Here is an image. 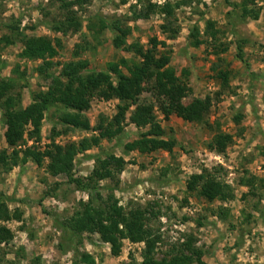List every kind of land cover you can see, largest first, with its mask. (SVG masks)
Here are the masks:
<instances>
[{"label":"rangeland","instance_id":"rangeland-1","mask_svg":"<svg viewBox=\"0 0 264 264\" xmlns=\"http://www.w3.org/2000/svg\"><path fill=\"white\" fill-rule=\"evenodd\" d=\"M165 1L184 2L177 11L181 32L175 40L167 41L171 49V66L183 82L182 101L188 104L195 99L210 100V123H219L225 133L231 134L233 145L225 155H219L207 147L214 137L213 131L185 122L176 115L164 121L158 114L166 138L178 141L173 155L163 151L151 155L125 153V144L139 139L141 134V130L128 121L121 136L111 141L102 140L100 148L79 155L74 175L86 177L94 167L93 157L97 153L123 157L128 163L121 175V184L115 190L116 198L124 207H152L155 214L159 213L150 222L151 228L161 237L156 252L158 259L169 256L186 236L193 235L197 239L196 246L204 253L205 264H264V200L260 202L259 197L249 194V188L238 184L246 172L264 176V12L258 21L238 25L240 37L250 40L244 48L243 62L236 56L237 39L230 32L226 34L224 42L230 45L221 57V66L230 72V81L228 87L223 88L212 69L213 64L219 63L218 58L210 55L205 46L192 48L188 36L195 26L203 31L209 20L229 31L227 14L231 8L225 0H152L160 5ZM258 4L262 6V0H258ZM61 5L60 0H0V57L7 64L3 77L12 76L17 66L21 72L26 70L29 88L23 90L24 107L32 102V93L44 90L47 83L34 71L42 61L22 60L18 57L23 48L21 42L6 45L1 41L10 34L11 26L18 25L29 37L61 40L62 50L53 60L56 74L61 69L57 64L79 59L75 56L76 47L84 45L85 41H88L89 49L80 57L89 61L90 71L107 69L110 62L117 63L121 58L132 59V54L113 46L114 35L106 27L108 22L130 26L133 32L129 43L139 41L146 46L153 37L166 40L160 29L161 16H152L147 21L135 19V10L140 11L143 7L140 0L82 1L81 6L72 9L80 19L82 29L68 34L57 33L51 25L65 16ZM116 105L114 100L94 99L87 114L91 125L96 127L101 116H114ZM53 114L50 112L46 116L40 138L29 140L26 137L24 148L34 146L44 151L51 143L64 146L97 134L77 130L56 137L52 131L57 122ZM236 116L242 117L241 123L237 124ZM4 134L0 112V150H9ZM218 165L224 168L219 176L235 189V200L210 203L196 192H187V181L193 174ZM0 193L10 199L11 210L18 209L22 213L21 221L6 223L14 239L2 245L6 254L1 264H30L36 258H40V264H81L82 254L91 255L95 264L129 263L131 258L142 261L143 243L125 240L120 253L114 256L111 245L96 234H85L74 238L72 244L68 242L70 234L65 236L58 222L63 223L66 217H71L77 204L87 201L89 196L69 184L65 176H51L47 160L41 167L29 160L9 173L0 167ZM101 193L104 198L108 194L107 190ZM222 208H228L230 212L225 219L216 215Z\"/></svg>","mask_w":264,"mask_h":264},{"label":"trees","instance_id":"trees-1","mask_svg":"<svg viewBox=\"0 0 264 264\" xmlns=\"http://www.w3.org/2000/svg\"><path fill=\"white\" fill-rule=\"evenodd\" d=\"M60 1L66 14L52 22V29L63 34L80 32L82 24L72 9L87 0ZM140 2L143 7L140 11L135 10V19L147 21L152 16H161L163 24L160 29L166 40L153 37L146 46L139 41L129 43L133 29L117 22H108L106 27L114 35L113 46L132 54L133 58H121L117 63L110 62L107 69L100 71H90L89 61L80 57L89 49L88 41L76 47L75 56L78 60L56 65L61 67L56 74L53 60L62 50L61 40L46 36L29 37L18 25L9 28L10 34L1 41L6 45L21 42L23 48L18 55L20 59L42 61L34 71L47 86L44 90L33 92L32 102L24 107L23 90L29 88L27 72H21L20 66H17L13 69L12 76L3 77L7 64L0 57V112L5 127V141L9 147V150H0V167L5 173H9L29 160L39 167L47 160L51 176H65L69 184L88 194V200L80 201L71 217H66L63 223L58 222L63 234H70L69 239L66 238L70 244L74 243V238L96 234L111 245L114 256L120 253L125 240L145 245L141 262L131 258L129 263L123 264H205L202 260L204 253L196 246L197 239L193 235L186 236V240L174 248L169 256L162 259L156 257L161 237L151 228L150 222L159 213L155 214L152 207H124L115 195L128 163L123 157L113 153H97L93 157L94 167L86 177L74 175L77 157L87 155L94 148H100L102 140L111 141L121 136L128 121L139 128L141 134L139 139L125 144V153L151 155L163 151L173 155L178 141L175 138H166V132L158 121V114L163 116L164 121H169L171 116L176 115L185 122L202 125L213 131L214 137L207 143V147L219 155H225L234 143L233 136L225 133L219 123H210V100L195 99L188 104L182 101L183 82L176 69L171 66V49L167 41L175 40L181 32L177 11L184 2L165 1L161 5L153 3L152 0ZM262 2L263 5L260 6L258 0H225L231 8L227 14L231 27L229 31L222 30L215 21L210 20L206 22L203 31L199 26L190 30L189 45L194 49L205 46L210 55L218 58L219 63L213 64L212 69L216 78L222 82L223 88L228 87L230 81V72L221 66V57L228 52L230 45L224 42L225 36L230 32L237 39L236 56L243 62L244 48L250 40L240 37L238 25L258 21L264 12V0ZM262 53L264 60V44ZM115 77L118 78L117 81ZM94 99L117 102L115 115L111 118L101 116L96 127L91 125L87 116ZM50 112L54 113L57 121L52 130L56 137L77 130L97 134L64 146L51 143L44 151L34 146L24 148L27 145L26 137L29 140L40 138L44 120ZM235 120L237 124L241 123L242 117L236 116ZM223 170V166L218 165L211 169L203 168L200 173L193 174L187 181V192H196L210 203L235 200V189L219 176ZM238 184L249 188V194L259 197L260 202L264 200V176H253L246 172ZM103 190L108 193L105 198L101 193ZM9 201L5 194L0 193V264L6 254L2 245H7L14 239V234L6 223L22 220L21 211L11 210ZM229 214L228 208H222L216 215L225 219ZM199 225H202L201 222ZM18 255L20 254L17 253ZM80 263L95 264V260L89 254H82ZM30 264H40V258L33 259Z\"/></svg>","mask_w":264,"mask_h":264}]
</instances>
